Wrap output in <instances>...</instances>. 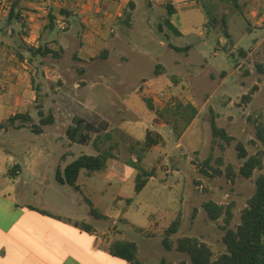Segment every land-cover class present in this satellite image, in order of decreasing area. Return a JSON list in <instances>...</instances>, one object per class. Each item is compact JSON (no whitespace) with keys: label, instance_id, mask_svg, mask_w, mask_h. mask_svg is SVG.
Returning a JSON list of instances; mask_svg holds the SVG:
<instances>
[{"label":"rangeland","instance_id":"obj_1","mask_svg":"<svg viewBox=\"0 0 264 264\" xmlns=\"http://www.w3.org/2000/svg\"><path fill=\"white\" fill-rule=\"evenodd\" d=\"M152 1L162 3L163 9L152 16L150 28L140 25L136 16L126 44L120 48L123 58L112 56L106 62L103 80L99 75L97 78L91 76L88 80H82V74L76 73L69 74L68 80L58 81L59 79L49 73L44 74L37 70L27 71L23 75L22 84H29V90L37 98L36 103L28 109L40 107L38 100L44 95L45 84H86L87 93L80 104L69 105L65 96L69 91L62 90L60 99L63 102L59 105L50 104L36 112H41L45 118L52 115L50 109L57 110L58 107L59 115L63 119L60 122L61 129L67 128L70 116L78 113L84 123L89 122L97 130L88 132L93 139L97 136V140L100 138L104 130L102 124L106 122L97 113L103 117L109 115L117 118L116 110L120 109L122 118L115 121L114 126L131 134L134 139L114 130L111 140H105V144L98 143L106 149L111 148L113 156L107 158V167L92 175H86L85 169L78 173L81 181L87 180L85 187L91 199L100 205L96 211L91 212L93 225L101 230L107 246L114 241L133 242L136 246V264H189V256L175 249L177 239L190 236L207 243L213 258L225 252L223 234L227 228H234L239 223L240 213L254 192L255 177L264 171V167L254 169L250 177L239 173V168L247 156L264 154V146L256 135L257 126L264 123V74L254 64H248L239 49L233 47L234 42L237 47L247 48L246 38H243L244 34L239 27L241 24L243 27L248 25L246 8L255 0ZM168 2L178 10L170 21L179 28V36H172L175 34L167 19L160 20L161 16L167 14ZM8 10L0 7V26L5 30L9 27L6 25ZM14 22L18 23L17 20H13ZM109 27L114 29L115 35L128 28L120 22H110L103 27L108 37L111 36ZM143 29L154 41L145 42L139 39L140 34L144 33ZM224 29L229 31L231 41L225 37ZM19 31L10 42L11 55L16 48L34 67L36 60L32 57L33 48L19 38ZM170 43L181 47L188 45V49L178 51ZM170 59H178L183 65L173 68L165 63ZM156 61L166 65L172 84H155L153 68ZM259 61L264 65V57ZM15 63L9 62L6 65L13 67ZM236 64L239 68L227 79L218 77V71L215 72L222 68L232 70L236 68ZM155 70L162 73L157 67ZM189 71L197 73L194 80L196 84H189L190 75L193 74ZM1 76L3 73L0 71ZM231 77L245 79L247 84H219L221 79L231 81ZM256 80L259 84L254 83ZM0 84L10 83L0 80ZM69 87L74 93L80 90L73 89L71 85ZM138 87L139 90H144L143 97ZM160 91L164 94L163 100L162 103H152L154 112L157 113L153 117L154 113L146 100L154 101L152 95ZM46 94L49 95L47 91ZM207 98L214 100L210 99L211 103H206ZM186 102H193L198 113L188 112L184 116H174L166 111L168 115L161 116L165 111L161 106L165 103L171 105L169 111L174 112L177 106L181 107ZM39 116L36 115L33 120H23V123L32 131L37 127L42 130L48 123L41 124ZM157 118L160 122L167 123L159 127L164 131V139L170 148H165L163 144L149 148L141 143L146 129L151 123L154 124L151 119ZM211 118L229 136V140L213 135ZM54 132L62 135L56 145L53 143V135L39 137V140L46 141L43 145H48L50 152L41 153L39 149L27 155L17 154L19 160L54 163L57 150L64 145L65 140L63 132ZM134 140L140 141V144ZM49 141L51 145L48 144ZM239 145H242L246 157H238ZM91 149L94 150V147L82 146L84 153H91ZM131 156L137 159L136 164L150 173L140 191L134 188V174L137 170L130 161ZM116 192L127 198H121L119 206L125 212L114 218L113 224L112 218L106 220L98 212L104 213L106 209L112 212L117 209L112 201ZM207 201L228 208L231 211L229 222L225 221L224 214L216 220L210 219L204 209ZM96 218L100 219L95 221ZM175 219L178 220L177 230L167 236L166 230ZM165 237L169 247L163 241Z\"/></svg>","mask_w":264,"mask_h":264},{"label":"crops","instance_id":"obj_2","mask_svg":"<svg viewBox=\"0 0 264 264\" xmlns=\"http://www.w3.org/2000/svg\"><path fill=\"white\" fill-rule=\"evenodd\" d=\"M161 4L152 0H13L11 2L6 18V25L9 27L5 30L0 26V40L2 39L0 41V71L3 73L0 80L10 83L0 84V264H136L113 254L109 245H105L101 230L93 225L94 218L91 212L96 211L100 205L88 194L85 187L87 180L81 181L78 176L75 187L56 178V172L62 171L67 163L84 153L82 146L94 147L95 151L91 149V153L85 154L95 155L102 152L106 148L99 146L98 143L111 140L114 130L134 139L131 134L114 126V122L122 118L120 109L116 110L117 118L109 115L103 117L97 113L106 122L102 124L103 133L94 143L93 138L87 139L84 143L68 138L66 128L61 129L60 122L63 119L59 115L58 107L57 110L49 108L52 113V122L44 125L41 131L34 132L23 123V120H33L36 115L38 116L37 110L42 111L45 106L59 105L63 102L60 99L62 90L69 91L65 94L69 105L80 104L87 93L86 84H75L76 82L63 85L45 84L44 95L38 100L40 107L28 109L30 105L36 103L37 98L29 90L30 85L22 84V81L25 73L37 70L44 74L49 73L50 76L59 79L58 81L68 80L69 74L76 73L82 74V80H88L92 78L91 76L97 78L98 75L103 80L106 62L112 56L123 58L120 48L126 44L129 30L134 26L136 16L140 25L150 28L152 16L163 9ZM167 4V14L161 16L160 20L167 19L169 27L175 34L172 36H179V28L170 21L178 10L171 3ZM181 8L183 9L182 6ZM246 15L248 25L243 27L241 24L239 28L244 34L243 38H246L247 48L237 47L232 41L233 47L239 49V53L244 56L248 64H254L258 68V66H264L259 61L264 57V1L255 0L249 4ZM13 20H17L18 23H13ZM110 22H120L128 28L123 30V33L115 35L114 29L109 27L111 36L108 37L103 27ZM61 23L65 25L62 29ZM143 30L144 33L140 34L139 39L145 42L154 41L150 34ZM17 31H19V38L25 41L28 47L33 48L32 57L36 60L34 67L16 48L11 55L10 42L15 39L14 35ZM228 35L227 39L231 41L229 31ZM170 46L179 48L178 51L188 49V45L181 47L170 43ZM13 58L17 63L12 60ZM9 62L16 65L13 67L6 65ZM165 63L173 68L183 65V62L178 59H170ZM156 67L161 69L162 73L155 70ZM238 68L239 65L232 70L222 68L215 72L218 71V74L216 73L218 77L227 79L232 76V73L235 74ZM258 70L261 72L260 69ZM153 72L156 78L155 84L160 82L172 84L165 64L156 61ZM189 72L193 73L190 75L189 84H196L194 80L197 73ZM250 72H252L251 69ZM169 73L172 75L171 71ZM4 74H6L5 77ZM173 81L177 80L173 79ZM254 83L259 84L257 80ZM219 84H247V81L231 77V81L221 79ZM70 85L73 89H80L78 93H74L73 90L71 92ZM139 91L143 97L144 90ZM210 99L212 98H207L205 102L211 103ZM152 103L156 102L148 99L147 104L150 105L148 106L155 117L157 113L154 112ZM187 105L193 107L198 113L193 102L184 103L174 112L169 111L171 105L165 103L161 106L165 110L161 116L168 115L166 111L174 116L186 115L189 112L186 109ZM14 115L20 116V120L10 121ZM79 116L81 115L76 113L72 114L68 121L64 119L68 122L66 126L72 125L73 118ZM64 117L66 118L65 114ZM158 119H151L154 124L151 123L146 129L160 136L157 144L150 147L163 144L165 148H170L164 139V131L159 127L167 123H162ZM59 128L61 130H57ZM54 130L63 132L65 137L64 145L56 149L58 152L54 163L19 160L17 154L27 155L39 149L41 153L50 152V147L43 145L46 141L39 140V137L53 135V143L56 145L60 142L62 135L56 134ZM145 135L141 141L143 144ZM134 141L140 144V141ZM39 143L41 145H38ZM48 144L51 145V142L49 141ZM136 160L131 156V162ZM107 164L108 161L103 168L107 167ZM84 171L86 175H92L95 172L88 174L86 170ZM136 174L137 172L134 174V179ZM121 198L127 197L116 192L112 196V201L115 202L114 206L117 209L112 212L106 209L104 213L98 212V214H102L106 220L110 218L113 220L124 213L123 207L119 206ZM98 219L100 218H96L95 221ZM76 222H83L88 225V228ZM114 222L113 220L112 223L115 224Z\"/></svg>","mask_w":264,"mask_h":264},{"label":"trees","instance_id":"obj_3","mask_svg":"<svg viewBox=\"0 0 264 264\" xmlns=\"http://www.w3.org/2000/svg\"><path fill=\"white\" fill-rule=\"evenodd\" d=\"M222 23L225 27L226 24L223 19ZM224 35L227 38L229 37L227 29H224ZM174 48L180 50L177 47ZM258 69L264 73V66H258ZM177 107L179 108L180 106ZM186 109L190 114L196 113L195 109L190 105H187ZM38 114L41 117V124L52 122L51 115L43 118L41 112H38ZM17 118H20V116L14 115L10 118V121H14ZM72 121L73 124L66 128V135L73 141L84 143L90 138L91 133L88 132L96 130L92 124L89 122L84 123L79 117H74ZM210 121L213 135L229 140V136L226 135L224 130L217 127L214 118H211ZM34 131L39 132L41 128L37 127ZM256 135L264 146V123L257 126ZM98 137L93 139V143ZM159 137L158 133L148 130L145 135L144 145L150 147L157 144ZM110 149L103 150L95 155L80 154L74 160L67 163L62 171L56 172V178L61 182L66 181L68 184L75 186L78 173L81 169H85L89 174L104 167L107 158L113 156ZM238 149V157H246V152H244L242 145H239ZM132 164L137 170L134 188L136 191H140L150 173L135 162H132ZM263 167L264 154L249 155L240 166L239 173L244 177H250L254 169H262ZM204 209L212 220H216L222 214L225 215L224 219L226 222H229L231 218V211L228 208H224L213 201H207L204 204ZM177 223V219L173 220L166 230L167 236L176 232ZM76 224L88 228V225L83 222H76ZM166 237L163 241L169 247ZM222 240L225 244V252L215 258H213L209 245L203 241H199L195 237H179L175 249L185 252L189 256V264H264V171L255 177L254 192L240 213L239 223L234 228H227ZM109 248L113 254L136 262V246L133 242L128 240L114 241L109 245Z\"/></svg>","mask_w":264,"mask_h":264},{"label":"built area","instance_id":"obj_4","mask_svg":"<svg viewBox=\"0 0 264 264\" xmlns=\"http://www.w3.org/2000/svg\"><path fill=\"white\" fill-rule=\"evenodd\" d=\"M12 1L10 0V1H5V0H0V7H4V8H10V6H9V4L11 3ZM64 24L63 23H61V25H60V28L62 29V28H64ZM163 92H156V93H154L153 95H152V99L154 100V101H157L158 103H162V100H163Z\"/></svg>","mask_w":264,"mask_h":264}]
</instances>
